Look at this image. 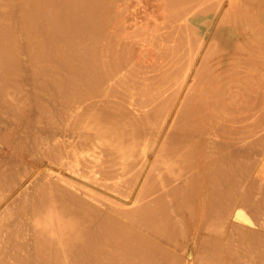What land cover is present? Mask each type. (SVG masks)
Returning a JSON list of instances; mask_svg holds the SVG:
<instances>
[{"label": "bare ground", "instance_id": "1", "mask_svg": "<svg viewBox=\"0 0 264 264\" xmlns=\"http://www.w3.org/2000/svg\"><path fill=\"white\" fill-rule=\"evenodd\" d=\"M247 1L0 0L1 113L58 168L20 207L32 237L1 225L0 264H184L164 242L264 264V2ZM24 53L51 102L10 84Z\"/></svg>", "mask_w": 264, "mask_h": 264}, {"label": "rangeland", "instance_id": "2", "mask_svg": "<svg viewBox=\"0 0 264 264\" xmlns=\"http://www.w3.org/2000/svg\"><path fill=\"white\" fill-rule=\"evenodd\" d=\"M146 1H150V2L149 3H145L144 4L145 6H149V4H151V2H152V0H146ZM258 1L261 2V3H262V1L264 2V0H258ZM247 2H248L247 3L248 5L251 3L249 5V7L250 6L253 7V8H250L251 10H257V9L258 10L259 9L261 10L262 9L261 6L263 5V3L261 5V3L259 4L255 0V2L253 1V3H255V4L257 3V5L259 4L258 6H255V5H252V2L251 1H247ZM133 4H129L128 5V9H129V7L131 5L130 8H131V10L133 9V11H134V8L133 7H135V4L134 5ZM263 7H264V5H263ZM140 8H142V7H140ZM140 8H136V10H139ZM143 10L144 9H142V11ZM142 11H141L142 17L141 16L140 17H141V19L143 18L142 20H144V17L146 18V16H144L145 13H143ZM147 20H146V22H147ZM139 22H142V21L139 20ZM24 50L25 49H23V52L26 51V50L25 51ZM26 55H27V53H24V54L20 55L21 56L20 57L21 58V61L23 59V62L21 64L22 66H19V69L22 68V70L24 69L25 71L24 70L22 71L21 69L20 70L18 69L17 71H20V73L19 74L16 73L12 77L10 76L9 80L12 79L15 76H18V79L19 80L15 77V79H17L18 81L13 78L15 81L10 80L11 81L10 84H13L12 81L15 84H16V82H18V85L16 84V86H15L16 88H14V85H13V88L16 89V90L17 89H20V92L21 93H19V94L21 96H24L22 94L23 92L26 93L28 91L27 92L28 95L30 93V98H29L30 100L28 99V96H27V99L26 100L33 101L35 99L37 101L35 103V100H34L33 103L36 104V105H38V103H39L38 100L39 99L41 100L43 98L44 101L45 100L48 101L49 100L48 98H51L50 96H53L52 95L53 94L52 93L53 91H51L52 90L51 88H49V87L47 88V86L46 87L44 86V88H43V85H40V83H37V82H40L41 78H39L40 80H38V81H37V79H35L36 78V76H35L36 75L35 70H34V68H31L32 67L31 62L28 61L29 60L28 59L29 57L26 58L28 56V55L27 56ZM27 61H28V64H30L31 66H28L26 64ZM19 65H20V62H19ZM32 70L34 72H32ZM31 74H34L35 77H33V75L31 76ZM20 75L23 76V78ZM24 75H26V76H24ZM30 76H31L30 79L27 78V77H30ZM32 78H34V79H32ZM28 79H29V81H28ZM44 80H45V78H44ZM32 81H33V84L34 85L32 84ZM30 83L32 84L33 87L31 86ZM19 84L20 85L22 84L21 85L22 87ZM25 84H28V85H25ZM23 86H24V89H26V88L27 89L26 90H24V89L22 90ZM39 86H41L42 88L41 87L39 88ZM8 87H11L8 90L13 91L11 85H8ZM35 87H36V90H35ZM16 90H14V91H16ZM38 92L40 93L39 94V97L40 98L38 96L36 97V95H38L37 94ZM32 93H33V95L36 93L34 95V97H36V98L32 97L33 99L31 100ZM48 93H49V95H48ZM55 98H57V97H55ZM56 100H58V98ZM51 101L49 100V102H51ZM29 104L30 103H28L27 105H29ZM34 104H30L29 109H30L31 106H34ZM1 111L2 110H0V113H1ZM5 112H3V113L0 114L1 115L0 116V233L3 234L5 232H7V231H5L6 230L5 228H7V230H8V226H11L13 224V227H15L19 223H22V224L24 223L23 230L24 231L26 230V232L29 233L30 231H27V230H30L29 229L30 226L28 227V229H26V225L28 223H30V222L33 221V219H32L33 218V216H32L33 214L31 215L30 211H29V213L27 212L28 213L27 214L26 211H28V210L25 209L26 210L25 211L24 208H23V210H21L22 209L21 206L24 204L22 202H23V200H26V199H29L30 198L28 195H31L32 194L34 186H36L37 184H41V182L43 181L44 178L51 177V174H50V172L48 171L47 168H50L52 170H58V168L54 167L53 165H50L49 163L47 164L46 161L42 162V161L37 160L35 157H33V155L31 154V152L33 151V148H32L31 145L28 147L27 151H25V150L22 149L23 145L25 146V144L22 143V141L24 140L23 137H26V136H24V134L27 133L26 131H27L28 127H29V129L31 128L30 130L33 129L32 126H31V124H30L31 122L29 123V121H22L21 119H19L18 121H14V120L12 121V119H11V121H10L9 120L10 117H9V114H8L10 112H6V113ZM34 114L36 115V111L33 112L32 110H27V112L25 114V118H27L28 120H29V118L31 120L32 119H35V115ZM6 117L8 118V120L6 119ZM31 117H33V118H31ZM20 121H22V122H20ZM42 127H43V125L34 124V128H42ZM35 130L36 129H34V132L36 133ZM41 132L42 133L39 132V135L41 134L40 136L43 137L44 139H46L47 137L49 139H52L53 138L52 134L47 136V133H46L47 131L45 132L44 129H42ZM59 132H60V130H59ZM30 133L28 132V134H30ZM32 134L33 133H31V136H32ZM27 138L29 139L30 138V135ZM26 141H25V143H26ZM23 148L25 149V147H23ZM44 163H46V164H44ZM65 175L69 176L71 174L70 173H65ZM20 207H21V209H20ZM23 214L24 215L27 214L28 216L27 215L24 216ZM21 217H22V219H21ZM25 217H28L26 219H29V220H26ZM19 218L21 219L20 222H19ZM253 220H255V219H253ZM253 222H251L249 220V222H243L242 224L240 223V225L241 226L243 225V226L248 227V228H254L256 226H255V224H252ZM232 223L237 224V222H234V221H232ZM1 225L4 226L5 228H2ZM2 229H5V230H2ZM28 235H30V237ZM28 235H26V236H28L29 238L32 237L31 236V233H29ZM29 238H27V239H29ZM27 239H26V242L28 241ZM14 240H16V239H14ZM17 241H19V240H17ZM12 242H13V240H12ZM12 242L10 244H12ZM165 243L166 244H169L170 242L169 243L168 242H164L163 244H165ZM10 244H6V245H9V246H6L5 244H3L5 246L4 249H3V251H5V248L6 247L8 248V249L6 248L8 251H9V248H11V250H12L13 249V245L11 246ZM28 244H33V243H32V241H30ZM163 244H162V246L164 248L166 246V249L169 248L170 251L172 249L174 252L180 254L181 255V261L184 262V264H191L193 257L190 258L189 255H188V253H187V251L184 248L182 249V248L175 247L176 246V243H175L174 247H170L171 246L170 244H169L170 246H168L166 244L164 246ZM171 244H172V242H171ZM0 245H2V244H0ZM172 246H173V244H172ZM16 249H17V247L12 250L14 252L9 251V252H11L9 254H10V258H12L11 259L12 262L15 261V259L12 257L13 255H14V257L15 256L18 257V255H21V256H24L25 255V252L24 251L19 254L20 251H18V249H17L18 252L17 251L15 252ZM14 253H17V254H14Z\"/></svg>", "mask_w": 264, "mask_h": 264}]
</instances>
